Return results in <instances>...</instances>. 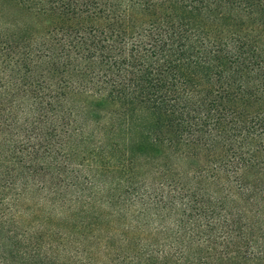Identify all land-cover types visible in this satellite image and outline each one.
<instances>
[{
    "label": "trees",
    "instance_id": "1",
    "mask_svg": "<svg viewBox=\"0 0 264 264\" xmlns=\"http://www.w3.org/2000/svg\"><path fill=\"white\" fill-rule=\"evenodd\" d=\"M0 264H264V0H0Z\"/></svg>",
    "mask_w": 264,
    "mask_h": 264
}]
</instances>
